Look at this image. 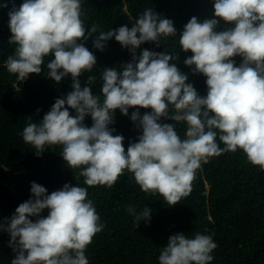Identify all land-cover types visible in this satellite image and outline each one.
<instances>
[{
    "label": "clouds",
    "instance_id": "obj_1",
    "mask_svg": "<svg viewBox=\"0 0 264 264\" xmlns=\"http://www.w3.org/2000/svg\"><path fill=\"white\" fill-rule=\"evenodd\" d=\"M9 3L8 42L15 49L4 62L6 70L25 81L46 68L45 76L56 83L69 76L72 82L42 120L24 126L23 141L37 155L46 145L62 146L67 167L77 170L87 186L65 183L48 193L31 183L29 199L0 223L15 253L11 264H89L86 249L104 224L88 187L111 188L125 171L141 191L159 194L173 206L189 195L201 165L225 152L242 150L264 170V0H212V18L192 16L184 25L180 49L192 55L183 62L206 77L204 96L188 82L171 52L141 49L146 42L159 48L166 38L177 36L173 21L152 8L128 16L131 27L122 24L93 36L97 26L86 30L82 0H23L18 8L14 0ZM4 7L8 4L0 2ZM220 21L233 27L216 31ZM89 37L99 51L114 39L132 56L119 68L102 70V100L91 91L94 76L81 86L82 73L96 65L84 43ZM235 56L242 57L239 65ZM46 57L51 58L45 63ZM130 108L135 109L130 119L142 134L125 151L124 137L114 135L110 125L116 110L128 116ZM140 108L151 111L141 114ZM86 117L92 120L90 127ZM168 119L175 123L161 122ZM177 123L185 126L183 137ZM128 212L137 226L150 222L147 206L139 212L129 206ZM216 247L210 234L174 233L160 248L158 264H211Z\"/></svg>",
    "mask_w": 264,
    "mask_h": 264
},
{
    "label": "trees",
    "instance_id": "obj_2",
    "mask_svg": "<svg viewBox=\"0 0 264 264\" xmlns=\"http://www.w3.org/2000/svg\"><path fill=\"white\" fill-rule=\"evenodd\" d=\"M8 7L0 8V223L11 218L16 207L29 199L32 182L47 189L58 190L65 183L83 185V177L77 170L69 169L60 155L62 146L46 145L37 155L30 144L23 141L22 130L28 122L42 120L55 99L71 90V77L56 83L40 74H32L25 81H18L5 67V60L12 55L15 45L9 43V0H0ZM23 0H14L18 8ZM152 8L158 14L171 19L177 30L176 37H168L159 48L146 42L141 49L171 52L176 56L177 67L187 74L197 92L207 94L206 77L194 73L184 64L192 55L181 51L179 35L192 16L199 20L212 18V0H82L81 19L86 30L93 25L99 31L118 28L122 24L131 27L128 16L137 17L144 9ZM233 25L220 21L216 31H224ZM93 37L85 46L96 57L92 72L82 73L81 86L87 77L94 76L91 91L100 96L101 72L106 67L119 68L132 60L129 51L114 39L107 42L103 51L93 47ZM140 49H137L139 55ZM51 57L45 58V63ZM239 65L242 57H233ZM43 67V66H42ZM194 67V66H193ZM116 110L115 134L124 137V148L135 142L142 130L130 119ZM71 114L74 110L69 109ZM141 114L151 109L140 108ZM163 123H175L162 120ZM86 126L92 120L86 117ZM177 132L183 137L185 126L177 123ZM223 146V145H221ZM88 198L96 207L103 230L96 234L86 249L89 264H158L160 248L166 246L168 237L174 233L191 235L194 232L210 234L217 244L212 253L211 264H264V170L252 165L242 150L225 152L202 164L192 181L191 192L176 205L169 206L159 194L145 193L136 184L131 173L125 171L111 187H88ZM139 212L145 206L150 209V222L141 221L138 226L128 207ZM45 209L41 215H47ZM35 221L36 217H31ZM9 235L0 232V264H11L15 253L9 247Z\"/></svg>",
    "mask_w": 264,
    "mask_h": 264
}]
</instances>
